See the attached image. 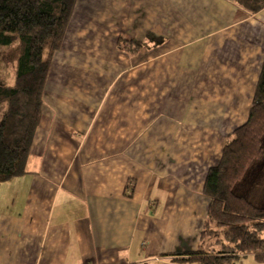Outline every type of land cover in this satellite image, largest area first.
<instances>
[{
    "label": "crops",
    "instance_id": "1",
    "mask_svg": "<svg viewBox=\"0 0 264 264\" xmlns=\"http://www.w3.org/2000/svg\"><path fill=\"white\" fill-rule=\"evenodd\" d=\"M263 58L264 1L76 0L25 172L0 181V264H187Z\"/></svg>",
    "mask_w": 264,
    "mask_h": 264
},
{
    "label": "trees",
    "instance_id": "2",
    "mask_svg": "<svg viewBox=\"0 0 264 264\" xmlns=\"http://www.w3.org/2000/svg\"><path fill=\"white\" fill-rule=\"evenodd\" d=\"M263 1L236 0L251 13ZM75 2L0 0V47L20 45L13 83L0 82V181L25 172L49 65ZM118 44L132 54L142 46L122 36ZM203 194L208 205L200 239H210L208 249L176 253L177 260L231 264L250 255L264 262V58L248 117L227 136L218 162L205 175Z\"/></svg>",
    "mask_w": 264,
    "mask_h": 264
},
{
    "label": "rangeland",
    "instance_id": "3",
    "mask_svg": "<svg viewBox=\"0 0 264 264\" xmlns=\"http://www.w3.org/2000/svg\"><path fill=\"white\" fill-rule=\"evenodd\" d=\"M142 43V41H140ZM143 46V44H142ZM141 48V47H140ZM139 48V49H140ZM20 51V45L18 42H15L14 44L10 46H3L0 47V82L6 83V84H12L14 81V69H15V60L18 55V52ZM231 134V133H230ZM259 172V170H258ZM257 172V173H258ZM196 217L194 216H182L181 217V223L184 230L189 229L190 226V232L194 228V225L196 226ZM210 239H206L208 241ZM199 244L202 248L208 249V246L204 244V242H201L199 240H196L191 243L193 248H198ZM244 258H239L233 263H238L239 261H242ZM247 259H251V256L247 257ZM179 263H182L178 261ZM235 263V264H236ZM151 264H156L154 262H151ZM187 264H196L195 262H188Z\"/></svg>",
    "mask_w": 264,
    "mask_h": 264
}]
</instances>
